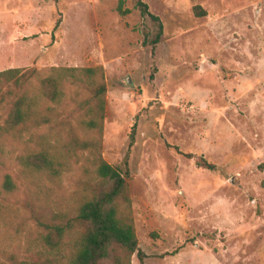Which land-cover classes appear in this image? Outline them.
<instances>
[{
  "label": "rangeland",
  "instance_id": "374dc122",
  "mask_svg": "<svg viewBox=\"0 0 264 264\" xmlns=\"http://www.w3.org/2000/svg\"><path fill=\"white\" fill-rule=\"evenodd\" d=\"M143 1L163 25L154 50L136 0H123L125 15L118 0H0V71L35 69L34 91L48 74L64 84L52 121L20 138L4 123L22 88L0 94V264L68 263L79 206L108 185L88 152L56 177L24 157L62 127L92 136L82 121L101 84V156L125 177L144 264H264V0ZM68 221L64 243L46 245L48 226ZM129 263L141 264L136 253Z\"/></svg>",
  "mask_w": 264,
  "mask_h": 264
},
{
  "label": "trees",
  "instance_id": "16d2710c",
  "mask_svg": "<svg viewBox=\"0 0 264 264\" xmlns=\"http://www.w3.org/2000/svg\"><path fill=\"white\" fill-rule=\"evenodd\" d=\"M135 6L141 17L149 18L154 24V35L149 38V34H146L143 42L145 45L150 44L154 50L160 41L163 25L159 17L150 12L143 0H136ZM117 11L121 15L128 13V9L123 8V0H118ZM198 13L204 15L202 10H198ZM52 71L58 72L59 69L53 68ZM63 71L68 72L72 78L78 77L77 70L74 68ZM93 71V69L85 68L78 72L90 74ZM36 75L35 69L29 72L21 68L0 71V94L8 83L22 88L21 94L12 102L4 123L5 132L16 138L22 137L23 132H29L32 128L51 122V111H55L54 104L60 105L62 101L64 84L53 74L39 77L35 91L28 85L24 86L30 77ZM105 92V86L102 84L94 88L92 105L89 107L87 118L82 121L84 130L93 132L92 136L81 138L75 131L62 127L64 135L59 137L54 145L49 142L41 153L26 155L25 166L31 171L56 177L68 168L72 161L77 162V158L82 155L80 151L91 154L88 159L95 167L97 176L108 185V188L86 199L79 206L74 222L83 230L73 243V250L67 264H101L114 250H119L122 254V258H115L116 264H130V257L134 253L140 263L144 264V254L138 247L129 209L130 199L125 177L101 156ZM134 127L129 145L133 143ZM56 150H59L60 154L54 155ZM204 165L209 169L213 167L206 163ZM262 185L264 187V182ZM3 187L6 191L14 188L9 176L5 177ZM119 202L125 204V207H122ZM73 227V221H68L65 225L51 224L43 237L45 244L51 248H59L64 243L68 229Z\"/></svg>",
  "mask_w": 264,
  "mask_h": 264
},
{
  "label": "water",
  "instance_id": "95a60500",
  "mask_svg": "<svg viewBox=\"0 0 264 264\" xmlns=\"http://www.w3.org/2000/svg\"><path fill=\"white\" fill-rule=\"evenodd\" d=\"M127 82H128V83L130 82L129 78H127Z\"/></svg>",
  "mask_w": 264,
  "mask_h": 264
}]
</instances>
